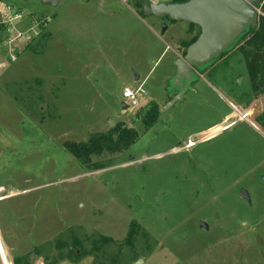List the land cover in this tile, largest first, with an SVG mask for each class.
I'll return each mask as SVG.
<instances>
[{
	"label": "rangeland",
	"instance_id": "rangeland-1",
	"mask_svg": "<svg viewBox=\"0 0 264 264\" xmlns=\"http://www.w3.org/2000/svg\"><path fill=\"white\" fill-rule=\"evenodd\" d=\"M103 1L0 0V9L50 15L53 32L0 69L7 259L264 264V130L252 124L264 95L252 91L240 49L205 66L195 90L164 110L177 95L174 60L200 28L145 15L138 0ZM132 9L144 23H134ZM5 48L1 41L0 58ZM125 87H140L138 107L123 97ZM154 102L161 115L148 128L140 117ZM122 129L134 133L120 137L118 150L78 158L67 146L109 133L118 140ZM132 222L139 224L134 242L124 245ZM0 244L3 250L1 237Z\"/></svg>",
	"mask_w": 264,
	"mask_h": 264
},
{
	"label": "water",
	"instance_id": "water-1",
	"mask_svg": "<svg viewBox=\"0 0 264 264\" xmlns=\"http://www.w3.org/2000/svg\"><path fill=\"white\" fill-rule=\"evenodd\" d=\"M56 7L61 0H42ZM264 0H186L153 2L141 0L139 3L143 13L161 19L169 18L173 21H184L200 28V33L185 50V54L179 56L176 65L179 86L178 93L167 103L164 110L169 109L177 101L182 100L185 94L192 89L193 78L201 74L205 66L215 63L224 53L232 50L251 29L259 25V7ZM167 29L164 25L163 31ZM185 78V85L181 86L180 80ZM136 79H140L136 75ZM126 107V106H124ZM113 125L114 122L111 121ZM242 196L250 200L247 190ZM201 226L208 228V224L201 221ZM138 260L136 264H142Z\"/></svg>",
	"mask_w": 264,
	"mask_h": 264
},
{
	"label": "trees",
	"instance_id": "trees-1",
	"mask_svg": "<svg viewBox=\"0 0 264 264\" xmlns=\"http://www.w3.org/2000/svg\"><path fill=\"white\" fill-rule=\"evenodd\" d=\"M186 1V0H185ZM194 25V24H191ZM3 28L0 26V43L3 40ZM195 38L193 41H195ZM192 41V42H193ZM187 44L188 46L192 43ZM240 52L243 54L246 60L247 73L250 79L252 91L257 95H264V14L260 15L259 25L256 29H251L247 35L240 41ZM150 106V105H149ZM148 106V107H149ZM161 115L160 106L157 103H152L151 106L142 113L140 119L143 124L150 128L154 123L158 121ZM257 123L264 128V112L257 117ZM119 131V130H118ZM118 140L114 139L113 133L107 135H98L95 139L87 143H68L67 146L73 151V153L79 158L83 154H100L103 150H118L121 144L120 137H130L133 135L132 130L119 131ZM79 146L77 150L76 147ZM139 224L132 222L129 233L125 241L122 244L132 245L136 236ZM105 242H111V237H105ZM18 264L20 263L17 260ZM25 264H33L32 261H27Z\"/></svg>",
	"mask_w": 264,
	"mask_h": 264
},
{
	"label": "built area",
	"instance_id": "built-area-1",
	"mask_svg": "<svg viewBox=\"0 0 264 264\" xmlns=\"http://www.w3.org/2000/svg\"><path fill=\"white\" fill-rule=\"evenodd\" d=\"M159 2L158 0H150ZM171 1H185V0H171ZM32 17L22 8L15 5H6L4 9H0V26L3 28V44L6 48L1 53L0 69L5 67L9 62L18 60V54L23 47L35 43L47 31V28L52 20L50 15L41 17ZM22 47V48H21ZM140 87L133 90L125 87L123 90V97L128 99L133 107H138L140 102L138 100ZM3 264H14L12 260L2 259ZM38 264H44L39 262Z\"/></svg>",
	"mask_w": 264,
	"mask_h": 264
},
{
	"label": "crops",
	"instance_id": "crops-1",
	"mask_svg": "<svg viewBox=\"0 0 264 264\" xmlns=\"http://www.w3.org/2000/svg\"><path fill=\"white\" fill-rule=\"evenodd\" d=\"M61 2V1H60ZM91 2V1H90ZM107 0H104L103 1V4L102 5H106L107 4ZM89 3V2H88ZM97 3H99V0H97ZM50 4V3H49ZM60 4V3H59ZM94 4V3H93ZM94 6H95V4H94ZM92 8H95V7H92ZM132 15V19H133V21H134V23H136V24H140V22H143L144 21V17L143 16H141V14L139 13V12H137V11H135V10H133L132 9V13H131ZM44 16V15H43ZM153 17V16H152ZM30 20H32V18L30 19ZM144 23V22H143ZM47 32L49 33V40H50V38H52V34H53V32H52V30H50V29H48L47 30ZM246 71H247V69H246ZM247 76V75H246ZM195 90V89H194ZM261 98V97H260ZM263 99H264V97H262ZM261 98V99H262ZM262 99V100H263ZM258 100H254V102L253 103H255V102H257ZM238 106H240V104H237ZM126 106V105H125ZM264 110V109H263ZM260 112V111H259ZM263 113V112H262ZM262 113H260V115L262 114ZM232 115H234V113H231V114H229L228 116H227V119L226 120H229V119H232L231 117H232ZM259 116V114H257L256 115V118ZM257 120V119H256ZM256 120H254V123H252L253 125H254V127L259 131V132H263V130H264V128L262 127V126H260L258 123H257V121ZM236 121L234 120L233 121V123H235ZM232 125V124H231ZM0 237H1V240H2V242H3V250H4V252H3V254L5 253L6 254V256L8 257V255H7V250H9V246L6 244V242H5V240H4V237H3V232L1 231V228H0ZM0 259H3V257H2V249H1V247H0ZM9 259V258H8ZM3 261V260H2Z\"/></svg>",
	"mask_w": 264,
	"mask_h": 264
},
{
	"label": "flooded vegetation",
	"instance_id": "flooded-vegetation-1",
	"mask_svg": "<svg viewBox=\"0 0 264 264\" xmlns=\"http://www.w3.org/2000/svg\"><path fill=\"white\" fill-rule=\"evenodd\" d=\"M139 3H141V0H138L137 3H136V4H137V7L141 8L140 6H138V5H140ZM141 9H142V8H141ZM142 11H143V10H142ZM166 19H169V18H166ZM169 20H170V19H169ZM240 44H241V43L239 42V43H238V44H237L232 50H230V51L227 52V53L222 54V55L217 59V61H220L222 56H224V55H226V54H228V53H231V52L234 51L235 49H239ZM178 57H179V56H178ZM178 57H177V58H178ZM177 58H176V59H177ZM176 59H175V60H176ZM175 60H174V61H175ZM217 61H216V62H217ZM176 70H177V69H176ZM193 85H194V83L192 84V87H193V89H194V86H193ZM177 88H179V86H177ZM172 89H174V88H172ZM172 89H171V90H172ZM176 91H177V93H178V90H176ZM188 92H189V91H188Z\"/></svg>",
	"mask_w": 264,
	"mask_h": 264
},
{
	"label": "bare ground",
	"instance_id": "bare-ground-1",
	"mask_svg": "<svg viewBox=\"0 0 264 264\" xmlns=\"http://www.w3.org/2000/svg\"><path fill=\"white\" fill-rule=\"evenodd\" d=\"M225 126H228V125H225ZM223 128H224V127H223ZM223 128H222V129H223ZM0 247H1V244H0ZM1 249H2V248H1ZM0 252H1V251H0ZM2 257H3V258L5 257V258L7 259L6 254H5V253L3 254V250H2ZM7 260H8V259H7Z\"/></svg>",
	"mask_w": 264,
	"mask_h": 264
}]
</instances>
